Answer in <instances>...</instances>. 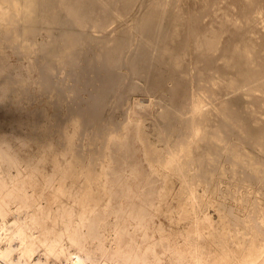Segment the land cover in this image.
I'll list each match as a JSON object with an SVG mask.
<instances>
[{"label": "rangeland", "instance_id": "obj_1", "mask_svg": "<svg viewBox=\"0 0 264 264\" xmlns=\"http://www.w3.org/2000/svg\"><path fill=\"white\" fill-rule=\"evenodd\" d=\"M1 1L2 0H0V12H3V13L0 14V30H1L0 31V69H1L0 70V146H1L0 151L2 150L0 152V172H2V174H4L5 177H8V180L13 179V181H14L13 183H17V188H16L17 195L15 198L14 197L11 198L12 200H11L10 205L12 207L13 206L15 207L17 205L16 207H18L19 201L21 202V200H22V197H21L22 183L18 180L15 181L14 177L18 176V171H20V176H21V174L23 175V174L30 172L34 166L37 167V169L39 168V171H37V174H36V180L34 182H32V186L35 185L34 187L37 189V192L34 194L33 199L35 198L34 200H35L36 204L42 203L44 206L52 208V212H51L49 218H47L46 223H45L46 227H39L38 226V227L32 228L33 230L30 231L31 234L28 233V241L31 243L32 246L35 245V246H33L34 251L32 253L33 254V258H32L33 260L32 261L33 262L36 261L38 257H41L44 255L46 247H45V244L43 242L45 240L47 242H50V240H53L56 238H59V239L61 238L60 240H62L64 245L69 250H71L72 252L75 251L77 249V247L71 242V236L75 235L76 237H81L87 243V245L90 247V249L95 253V255L97 257H99V263L98 264H101L102 260L106 261L109 264H140L143 260L146 259V257L149 258L150 261L153 260V253H152L153 250L147 249L146 244L149 242L151 243L153 241H160V237L162 236V241L155 248V251L161 256V261H158V264H188V263L192 264L189 262V260L187 258L185 259L184 263H180V261L176 260L175 257L180 256V255H184V256L188 255V251H187L186 245L184 243L183 236L186 235V233L189 232V229H192L193 226H194V228H197L198 230L201 231V236H199V238L197 240H198L199 247H201L203 250L204 262H206L205 264H212V263H214V264H232V263L237 264V262L239 264V262L242 263L243 260L242 261H240V260L242 259L244 254H245V256L243 257V259H245L247 254H253L254 253V255H252V256L255 257L256 256V254H255L256 249L259 250V251L256 250L257 256H259L260 254H263V252H264V235H263L264 229L263 228L261 229V227H264V225H263L264 224V216H263L264 215V193H263L264 192V178H263L264 177V171H263L264 167H262V166H264V153H263L264 147H262L261 144L263 143L262 145L264 146V136L262 135V139H261L260 134H264V130H263L264 129V123H263L264 122V111H262V109H264V106H262L264 103V90H263L264 86H262V84H264V81H263L264 80V37H263L264 36V34H263L264 33V0H262V1L261 0H247V2H245L246 0H241V1L240 0H238V1L237 0H235V1H233V0H217L216 1L215 0L214 2H213V0H211L212 1L211 5L212 6L215 5V6L211 7L210 11L208 10L209 8L206 9L208 11L205 10V13L203 11L205 8H203L202 7L203 4H201V3H204V0L203 1H201V0H175V1L174 0H169V1L168 0H134L133 1L132 0L133 1L132 6L129 9V11L124 15L117 16L116 18H113V20H110L112 23L108 22L107 25H110V24L111 25L110 26L106 25L107 29L103 28L102 29L103 31H101V29H99V28L96 29L95 26L93 28L92 22L88 23V26H86L87 28L84 27V28H77L76 29V28H74L75 26L72 27L74 29L73 31H80V32H75V33L86 32V33H83L82 35H84L83 37L86 39V41L89 40L87 43L84 42V43H86V46L83 43H82L83 45L82 44L79 45L80 47L78 46L80 49L78 51L79 53L77 52V57L79 56V58H78L79 66L77 65L78 67H75L74 70H76V71L79 70V72L77 71L76 74H75V71L71 69L70 65L66 64L64 61H63V63H61L62 57H61V60H59L60 59V57H59L60 52L58 50L59 49L61 50V45L63 44L62 40L60 39L62 37V36H60L61 35L60 33H61V30L64 31L63 29L67 25H60V24L56 25V24L50 23L52 25L51 26L49 23L46 24V23H42V21H40V22L34 21L33 22L34 25L31 24L32 30L34 27L33 32H32V30H28L27 34H26V32H24L21 29H17L18 31H13V30L11 31V29H8V28H11V26H13V25H11L12 23L10 24L9 20L7 22V19L4 17V12L7 11L8 7L2 5ZM117 1L118 0H116L115 3L112 2L111 6H115V8H116L117 5L119 4V2L117 4ZM119 1H121V0H119ZM225 1H227V2H225ZM230 1L234 2V3L230 4ZM258 2H259V4H258ZM115 4H117V5H115ZM242 4H243V7H242ZM156 5H158V6H156ZM246 6H247V8H245ZM62 7L65 8V9L63 8L64 11H63ZM150 7L151 8L158 7V8H160V11L162 12V13L161 12L160 13L163 14V12H164L165 14H163V17H162L163 19H161L160 24L157 27L153 28L151 34H152V38L153 37L154 38L152 40H150V42L148 43L149 40L142 33L143 31H142V27H141V21L145 17L147 11L151 10ZM170 7H171L172 11L170 10ZM196 7H197V9H196ZM261 7H262V9H261ZM66 8H67V3L64 5L61 4L59 7L58 6L56 7L60 17L62 16L61 19H63L64 17L66 18V15H65L67 12ZM248 8H249V10L250 9L251 10L250 11L247 10ZM173 9H175V10H173ZM181 9L183 12L181 11ZM185 9H186V11H185ZM1 10H3V11H1ZM60 10H62V12ZM230 11H232V12H230ZM192 12H193V14H192ZM224 13H225V15H224ZM228 13H229V16H228ZM244 13H245V15H244ZM252 13H254V14H252ZM202 14H204V15H202ZM257 14L259 16H256ZM191 15H192V17H191ZM210 15L212 18L210 17ZM217 15L220 17H218ZM2 16L4 17L5 20L2 18ZM17 16L18 15L15 16L16 18L14 17L16 19V24L18 23L19 26L23 25V23H22L23 21L19 17L20 15L18 17ZM174 18H176V19H174ZM197 18L199 19V22H198ZM217 18H219V19H217ZM246 18H248V19H246ZM116 19H118V20H116ZM182 19H184V20H182ZM200 19L203 22H201ZM222 19H223V21H222ZM213 20H214V24L213 23L210 24V22H213ZM215 20H216V22H215ZM255 20L257 23L255 22ZM261 20H263V21H261ZM182 21H184V22L182 23ZM185 21H186V23H185ZM195 21L198 22L200 24V26L198 25V23L196 24ZM233 21H235L236 24L233 23ZM19 22H20V24H19ZM230 22L233 25H231ZM7 23H9V24H7ZM37 23H38V25H37ZM172 23H173V25H172ZM215 23L216 24L219 23V24L216 25ZM226 23H228V25ZM248 23H250V24H248ZM184 24H188V25H184ZM193 24L196 25V29L194 27L195 25H193ZM207 24H209V25H207ZM229 24L231 26H229ZM241 24H243V25H241ZM9 25H11V26H9ZM27 25H29V24H27ZM27 25L25 27H27ZM197 25H198V27H197ZM210 25H212V26L209 27ZM225 25H227V26H225ZM60 26H62V27H60ZM182 26H183V28H185V30H187V32L183 28H180ZM192 26H193V28H192ZM202 26H204V27H202ZM234 26L235 27L238 26V27H236L238 30ZM20 27H22V26H20ZM56 27H58V28H56ZM199 27H201V30H198V29H200ZM61 28H63V29H61ZM204 28L206 29L205 31L212 30V28L214 30H217V28L222 29L221 31L223 33V36L225 35L224 33L226 32V36H225L226 38L225 37L219 38V36H218V41H219V39H221L220 42L223 41L222 39H227L226 42L223 41L222 44H224V42H225V44H227L229 42L228 44L230 45L232 40L235 38L233 40L234 43L232 42V45H230L232 47V49H231V47H229L228 44L227 45L224 44V46H223V47L227 46V49L229 50V48H230L231 51H228L227 49H226L227 51L225 50L226 52L220 51L219 49L215 50L217 48L216 47L215 49L212 50L213 52L211 51L213 55L209 51L210 54L209 53L208 54L210 55L209 56L210 58H209L208 62H204L201 58H198V57H200L199 54L202 53V49H200L199 44L196 43L198 41L197 38H196V42L194 41L195 36L193 37V35H195L196 31L198 30L197 35L199 34L198 36H202L204 33L201 31L202 30L204 31ZM234 28H235V30H234ZM256 28H257V30H255ZM5 29H6V31H5ZM66 29H68V26L66 27ZM136 29H138V31ZM177 29H178V31H177ZM179 29H180V32H179ZM181 29H183L182 30L183 32H181ZM8 30H9V32H11V36H10V33H8ZM223 30L224 31L227 30V31L224 32ZM65 31H67V30H65ZM107 31H110V32H107ZM199 31L201 32V35H200ZM228 31H230V32L232 31L234 33L233 36H232V32H231L230 33L231 35L228 34L231 37H229V36L227 37ZM247 31H249V32H247ZM258 32H260V35L257 34ZM15 33L17 34V37H14V35L16 36ZM106 33H107V35H106ZM186 33L187 34L189 33L190 35H192V37H189L190 35L189 34L187 35ZM12 34H13V36H12ZM235 34L237 35L238 38L234 37V36H236ZM197 35H196V37H198ZM244 35H245V37H244ZM43 36H45V37H43ZM117 36L120 39H124V38H125L124 40L127 39L126 42L128 41L127 42L128 44L125 43V48H124L125 53L123 51V53L121 54V62L122 63L120 62V64H119L120 66L116 65L117 67L115 68V71H114L115 74L118 76L119 83L115 87V90L111 91L112 93H110L109 96L104 94L106 97L107 96L108 97L102 98L103 106H102V103L100 105H101V108H103V107L104 108L102 109V111L100 110L101 112L99 111L101 113V114H98L99 116L101 115L100 118L98 115L94 118L97 121H95L93 119V122L92 123L90 122L91 124L89 123L88 126L85 128H80V127L78 128L77 126L74 127V125H72V124L76 123L75 120H80V117L77 116L78 115L77 112H75L76 111L74 109L75 105L77 106V104L79 103L78 105H81L83 108H86V110H87V106H88L87 103H88V101L89 102L91 101L90 95H96L97 91L99 94L102 93V91L100 92L98 90L99 88L96 85L97 82L99 85V81H96L97 75L100 74L101 76H104L106 74L105 70H103V62H102L103 58L101 59V57H103V53H101L100 50L101 49L103 50V47L104 48L110 47V45L115 43V41L119 39V38L117 39ZM184 36L186 38H188V37L189 38L186 39ZM220 36H222L221 33H220ZM10 37H12V38L14 37L13 40L12 39L10 40ZM49 37H50V39H49ZM51 37L54 40V42H56L55 40H57L56 43L58 45V48L60 47L59 49L56 48V50H54L55 47H57L55 45L53 46V48L49 46V44L52 43ZM112 37L113 38L115 37L114 41L112 40L113 39ZM15 38H17V39H15ZM97 38L98 39L100 38V39L98 40ZM161 38H163V39H161ZM192 38H194V39H192ZM230 38H232V39H230ZM229 39L231 40V42ZM244 39H246V40H244ZM167 40L169 43H167V44L165 43V48H164L163 43H164V41H167ZM236 40L238 42H240L241 44L240 43L236 44V42H237ZM47 41H49V42L51 41V42L46 43ZM103 41L106 42L107 44L104 43ZM172 41L174 43V46H172V44H173ZM192 41H194L195 43L194 42L192 43ZM59 43H60V45H59ZM98 43H100V44H98ZM147 43H148V45H147ZM175 43H177L180 47ZM43 44H45V46L46 45L47 46L45 47ZM95 44H98L100 46V48L98 45H95ZM101 44H103V47ZM166 45H168L167 49H169V47L171 46L169 51L170 52L175 51V53H173V54L176 56V58L179 57L178 58L179 61L182 62L184 60L185 62L179 63V65L177 67H175L176 65H174L171 62L172 59L169 60L170 63L168 62V58L169 57L171 58V56H169L167 58V61H166V59L164 58L165 54H166L165 53L166 51H164V50H166ZM191 45H193V46H191ZM218 45H221V43ZM236 45L237 46L242 45V48H244V47L247 48L249 51L248 54H250V52L252 54V52L254 51L255 53H253L252 56H254V54L258 53L255 55L256 57L254 56L256 59L254 57H251V58H254V60L257 61L258 64H256L255 61H253V59H252V62H254L253 65L256 66V69H258L257 70L258 72H256V73H259L261 75V77L259 76V74H257V76H254L251 78L252 80H250V82L249 81L245 82L243 78L240 79V82L238 81L240 78V75H239L240 71L237 68V65L239 63L234 62L235 59H233L236 57V55H235V52L237 50ZM43 46H44V48H43ZM48 46H49V49L50 48L53 49L52 52H54L55 54L58 53V55L54 54L55 56L51 55L49 53L51 55V59L53 60V62L50 61L53 66H54V63L56 60V64L54 66L56 68V70L51 65L53 69L51 68V71H50L51 77L50 78L53 80L52 84L54 87L57 84H59L56 86V88L58 90L55 88H52V87L47 88L46 85L44 84V81H43V75H41L42 71H43L42 68L44 67L43 64L45 63V65H46L48 63V62H46V60L43 62V59H46V57L50 58V56L48 57V54L46 52V49L48 48ZM143 46L145 48L148 47L147 49H145V52L147 54L144 51H143L144 53L141 51V48ZM177 47H179V48H177ZM254 47H255V49H257V51L254 49ZM42 48L45 52L42 50ZM180 48L182 50L181 52L179 51ZM218 48H220V46H218ZM233 48L236 50H234ZM251 48L254 50L251 51L252 50ZM177 50L181 54L178 53ZM55 51H58V52H55ZM187 51H189V52H187ZM61 52H62V50H61ZM158 52H159V54H158ZM184 52H185V54H184ZM191 52H192V55L190 54ZM220 52H222V53L219 54ZM224 52H225V54H224ZM227 52H231V53L233 52L232 53L233 54L232 62L230 59L231 58L230 55H232V54L228 53V55H226ZM141 53H142V55H141ZM214 53H216V55H214ZM139 54L143 57L141 58V56H139ZM188 54H189V56H187ZM100 55H101V57H99ZM177 55H179V56H177ZM5 56H7V57H5ZM66 56L68 57L69 53L66 54ZM138 56L140 57V59ZM161 56H162V58H161ZM180 56H182V57H180ZM56 57L59 59L57 60ZM136 58H138V59L136 60ZM180 58H183V60ZM191 58H193V60ZM257 58H258V60H257ZM1 59H2V61H1ZM132 59H135L136 65L130 62ZM185 59H187V60H185ZM200 59L203 62H201ZM260 59H262V60H260ZM140 60L143 63L142 62L138 63V61H140ZM145 60L148 63H146ZM57 61L59 64L58 66L61 67V65H62L61 68L57 66ZM186 61H187V63H186ZM189 61L190 62L192 61L191 65H190ZM194 61L195 62L198 61L201 64L203 63V65H201L198 62L195 63ZM236 61L238 62V60H236ZM3 62H4V65H3ZM127 62H129V63H127ZM192 63H193V65H192ZM227 63H229V64H227ZM97 64H99V65H97ZM143 64L145 65L146 70H147V68H148V70L146 71L145 69H143L145 74H142L143 77H141V72L143 71L142 70ZM180 64H183V65H180ZM205 64L208 67H206ZM6 65H8V66H6ZM184 65H186L187 67ZM69 66H70V68H68ZM133 66H134V68H133ZM135 66H137V68ZM183 66H184V68H183ZM19 67H21L22 69ZM87 67H89V68H87ZM95 67L100 72L97 73L96 70L92 69ZM180 67H181V69H180ZM209 67L212 68V71L209 69ZM137 69H140L141 72H139ZM116 70L119 73H117ZM191 70H192V72H191ZM52 71H53V73H51ZM71 71H72V73H70ZM85 71L87 72L86 74H88L89 76L85 75ZM135 71H137L138 74ZM153 71H155V72H153ZM183 71H184V73H183ZM185 71H187V72L185 73ZM80 72L81 73L84 72L86 79H88V80L91 79V81L89 80L91 85L87 86L85 89H84V87H82L83 85H81V83H78V80H76V77H75V75H77V73L80 74ZM223 72L226 75L223 74ZM242 72H243V69H242ZM146 73L148 76H146ZM4 74L5 75L10 74V75H8V76L6 75L7 76L6 77ZM55 74H56V77H55ZM92 74L95 77H93ZM221 74H222V76H221ZM223 75H224V77H223ZM220 76H221V78H220ZM8 77L10 80L8 79ZM255 77H258V78H255ZM143 78H145L146 80ZM167 78H169V79H167ZM222 78L226 79V80H223ZM227 78H228V80H227ZM229 78L231 79V81H233V83L231 81H229ZM156 79H158V80H156ZM257 79H260V81H258ZM3 80H5V81H3ZM152 80L154 81V83ZM94 81H96V82H94ZM226 81H229V82H226ZM224 82H225V85H223ZM9 83H10V85H9ZM94 83H95V85H94ZM250 83H251V85H249ZM247 85H249V86H247ZM58 86L62 89H59ZM94 86L97 87L98 89L97 88L95 89ZM176 86H178V87H176ZM225 86L228 89H226ZM228 86H230V87H228ZM175 87L177 88V90ZM82 89H84V90H82ZM251 89H252L253 93L251 92ZM78 90L80 91V94H79ZM70 91H72V92H70ZM75 91L78 93H76ZM172 91L173 92L175 91V92L173 93ZM245 91H247V92H245ZM63 92H65L66 94ZM74 94L76 96L78 94L79 95H78V97H76ZM182 94H183V96H182ZM251 94H253V95H251ZM256 94H258V95L255 98L256 99L255 100L254 97L256 96ZM59 96H61V97H59ZM259 96L261 98H259ZM68 97H70L72 100ZM164 97H165V99H164ZM166 97H168V98L166 99ZM211 98H214V100H212ZM257 98H259V100ZM86 99L87 100L90 99V100L87 101ZM168 99H171V100L168 101ZM173 99H174V101L175 100H177V101L174 102ZM217 100H219V101H217ZM227 100H228V102H227ZM258 101L259 102L262 101V102L259 103ZM167 102H169V104ZM204 102H206V103H204ZM250 102H251V104H250ZM139 103H143L142 105L144 108H142V109L147 110L145 112L142 109H140L141 113H142V111H143V113H142V115L140 114L139 118H138L139 123H141L140 126H141V130H142L141 131L142 132L141 137L143 136L142 138L138 137L132 129L126 127L128 122H129V116L131 113L130 111L137 108ZM173 103L175 105L177 104L176 108L174 107ZM194 103H195V105H194ZM72 104L74 106H72ZM55 105H57V106H55ZM164 105H165V107H163ZM166 105L168 107H170L171 110ZM170 105L173 106V108ZM197 105H199V107H197ZM221 105H223V106L227 105V107L230 111L233 109L231 112H233L232 114H234L235 117H234V115H229V118L225 120V118H227L228 115H223L222 112L220 113V110H222V108H223V106H221ZM134 106H136V107H134ZM159 106H160V108H159ZM161 106H162V108H161ZM220 106L222 107L221 109H219ZM70 107H72V108L74 107L73 110H71L72 108L70 109ZM145 107H147V108H145ZM157 108H159V110ZM190 108H191V111H190ZM195 108H196V111H194ZM200 108L203 110L201 111ZM156 109H157V111H156ZM162 109L165 111L163 112ZM166 109H168V110H166ZM172 109L174 110L173 112H175V113L172 112L174 116L172 115V113H170V111H172ZM154 110L156 112H154ZM176 110H178V111H176ZM160 111H162L163 113H161ZM193 111H194V114H193ZM199 111H201V113ZM69 112H72L73 114L69 113ZM144 112H145V114H144ZM166 112H168V113H166ZM178 112L179 113L181 112V113L179 114ZM204 112H206L208 114H206ZM236 112H237V116H236ZM176 113H178V115ZM182 113H183V115H182ZM202 113L206 115V116L204 115L205 119H204V117H202L203 116ZM229 114H231V113H229ZM261 114H262V116H260ZM191 115H193L192 116L193 119H192ZM195 115L196 116L199 115V117H197L198 119L197 118L194 119L196 117ZM200 115H202V116H200ZM238 115H239V117H238ZM69 116L70 117L72 116L71 118H74V120H70L71 118ZM183 116H185V117H183ZM259 116L262 120L258 118ZM97 117L99 118V120L97 119ZM178 117H180V119H178ZM206 117H208V119ZM161 118H163L164 120ZM189 118L192 120H190ZM186 119L188 122H185ZM201 119L202 120L207 119V123H206V121H204V122L201 121ZM229 119H230V122H229ZM258 119L261 120L262 122L257 121ZM72 121H74V122L72 123ZM98 121H100V123H98ZM149 121H151V122H149ZM181 121H183V122H181ZM192 121H193V124H192ZM220 121H222L223 123L222 122L220 123ZM96 122H97V124H95ZM224 122H225V124H224ZM227 122H229V123L226 124ZM173 123H175V124L173 125ZM233 123H235L236 125H233ZM98 124L99 125L104 124L103 125L104 127L101 126L99 129L101 132L97 128ZM172 125H173V127H172ZM191 126L192 127L195 126V127L190 128ZM248 126H249V128L247 129ZM107 127H108V129H107ZM258 127H260L261 131L260 130L257 131L259 129ZM74 128H76L75 135H78V134L79 135L74 137V140H73L74 148L72 145L71 146H72L73 150L76 148L75 146H77L78 148H76L75 150H78L81 155L83 154L82 157H84V158H82V159H84V161L80 160V162H78L75 165L76 173L79 171L80 172L82 171L81 173H83V172H85L86 169H88V167L91 168L92 166L93 167L91 169L92 170L95 169L94 172L100 173V172H102L103 167H106V165H107L111 169V171L109 173L111 174L110 176H111L112 181L115 177V184L113 186L108 185L106 187L107 193L105 194V196H104V192H103V194L99 193V195L97 194L98 192H95L91 198L90 197H88V198L83 197V200H86L91 205L99 203L100 211H97L96 214L90 215V214L84 213L82 211L83 206H82L81 199H78V198L73 199V198L69 197L68 190L70 189L69 185L71 186V184H73L72 183L73 181H71L72 177H67L65 179L64 183L66 186L68 185L65 188V190H67L65 192V194H64V192L62 193V191H60V193H58L59 191H55L54 189H51L50 187L49 188L42 187V186L46 185V182H47L46 179H44L45 178L44 173H47V172L51 173L52 170L54 169V166L58 163H60L62 165H67L70 161L71 162H73V160H74V162L76 161L75 160L76 156H77L76 153L73 155V151H69V152L66 151V148L69 146V144L67 143V141H65V136L73 133ZM165 128H170V129H165ZM196 128H198L199 131ZM213 128H215V129H213ZM222 128H226V129H222ZM78 129H79V131H78ZM80 129H81V131H80ZM94 129H96V131H94ZM229 129H230V131H229ZM231 129H232V131H231ZM242 129H244V130H242ZM97 130H98V132H97ZM157 130H159V131H157ZM241 130L244 131V133ZM245 130H246V132H245ZM82 131H83V133H82ZM86 132H87V134H86ZM61 133H62V135H61ZM167 133H169V134H167ZM105 134L107 137L105 136ZM258 134L260 136H258ZM92 135H94V136H92ZM99 135H101V136H99ZM199 136H200V139H199ZM109 137L110 138L111 137L116 138V140L113 141L114 143L112 142L113 144L111 143V145L108 142V140L110 139ZM183 138H184V141H183ZM259 138H260V141H259ZM98 139H100V140H98ZM66 140H67V137H66ZM102 141L103 142L106 141V142L103 143ZM220 145H221V147H220ZM108 146H110V149ZM171 146H173V147H171ZM184 146L185 147L187 146V147L184 148ZM79 147H81V148H79ZM145 147H147V148H145ZM149 147L152 148V150H149V152H148ZM168 147H170V148H168ZM154 148H156L157 150ZM185 149H188L187 150L188 152L185 153ZM74 152H76V151H74ZM242 152H244V153H242ZM101 154H103L105 156H101ZM155 154H157L158 156ZM171 154H174L172 156H175V157L177 155L178 158L176 157V159L179 160L178 162L181 164V166L184 165V166H182V169H181L183 172L181 171L180 173H177V172L167 170V169L163 168L162 165L159 163V160H160L159 158H162V157H163L162 159L168 158L171 156ZM202 154H203V156H202ZM195 156H197V157H195ZM54 157H56V158H54ZM201 157H202V159H200ZM187 158L189 160L192 158L191 159L192 161H188ZM195 159H196V161H195ZM197 159L200 160V162H198ZM210 160L213 163L210 162ZM12 162H14L16 166ZM185 162H187V166H186ZM194 162H195V164H194ZM90 163H92V166ZM236 163H237V165H236ZM82 166H83V168H82ZM111 172H115V173H111ZM11 173H13V174H11ZM176 174H178V175L176 176ZM122 176H125V177L129 176V177H128V179H126V178H123ZM134 176H135V178H134ZM139 176L144 178V181L141 182L139 185H137L135 179H136V177H139ZM184 176H186V177H184ZM189 176H190V178H192V180L191 179L187 180L188 179L187 177H189ZM182 177H184L185 179L183 180ZM16 179H19V178L17 177ZM184 181H185V183H184ZM10 183H12V182H10ZM43 188H45L46 190L43 191L44 194L41 196L40 194L42 193ZM129 188H130V190H129ZM0 189H6V188L0 185ZM28 189H29L30 193H32V191H33L32 188L29 187ZM78 190H80L78 183L74 184L73 185V191H78ZM99 192H102V191L100 190ZM190 192L191 193L194 192V195H196L195 197L197 199L196 200L197 205L195 204V207L196 206L197 207H196L195 211H192V205L190 203L192 198H191ZM122 193H123V195H121ZM61 205H65V207H67L69 210L72 208V211H73V213H71L72 215L69 217L67 215H65L63 217L62 216L63 210L60 211V209H59V212L57 211V209ZM103 208H105V209H103ZM141 208H143V210H141ZM78 212L80 215L78 214ZM191 213H193V215ZM262 213H263V215H262ZM168 214H169V216H168ZM8 216H9L8 220L12 221L13 215H8ZM135 216L137 217V219ZM138 216H140V217H138ZM149 216L152 218H151V221H150L148 227L146 228L145 226H143V224L141 226L140 221L148 222V220H150ZM82 217L84 218V223L79 225V223L82 221ZM206 217L208 219L206 222H203V223L201 222L200 224L194 223V220L196 218H199V219L201 218L200 220H203ZM133 218H134V220H133ZM139 219H140V221H139ZM67 221H72L73 225L76 227V228H73L74 230L72 232L71 231L63 232L64 225ZM239 223H241V224H239ZM259 224H260V226H258ZM190 226H191V228H190ZM159 228H162V232L159 231ZM241 229H243V230H241ZM35 231L36 232L38 231L37 233H39V234H37ZM51 231H53V232H51ZM48 232L50 233V235L53 234L52 237H50ZM35 233H36L37 237H36V235H33ZM145 234H147V239L144 238ZM33 236H34V239H33ZM44 238H46V239H44ZM253 238H255L256 240ZM251 239L254 240L255 242L251 241ZM37 240H40V241H37ZM40 242H41V244H40ZM254 243H255V246H254ZM259 243L261 246L258 245ZM251 246H253V248H255V247H258V248H255L253 251V248ZM38 247H39V249H38ZM249 247H250V249L252 248L250 253H248L250 250ZM102 248H104L103 252H102ZM243 248H245V249H243ZM104 252H105V254H104ZM230 252H232V253L230 254ZM225 253H227V254H225ZM239 253H242L243 255L239 254ZM211 254H213V255H211ZM232 254H234L235 256L234 255L232 256ZM237 254H239V255H237ZM16 255H17V253H16ZM36 255H37V257H36ZM236 255L239 257H237ZM208 257H209V259H208ZM210 257H211V259H210ZM228 257L230 260L228 259ZM232 257H233L234 261L236 260L235 262L232 260ZM215 259H216V261H215ZM220 259H222V260H220ZM213 260H214V262H213ZM46 261L49 262L48 264H51V263H53V264H60V263L65 264L64 263L65 260L63 257L58 258V259H54L52 257L51 258L49 257L48 259H46Z\"/></svg>", "mask_w": 264, "mask_h": 264}, {"label": "bare ground", "instance_id": "obj_2", "mask_svg": "<svg viewBox=\"0 0 264 264\" xmlns=\"http://www.w3.org/2000/svg\"><path fill=\"white\" fill-rule=\"evenodd\" d=\"M115 1L116 0H2L1 1V3H2V5H4V6H7L8 7V9H7V11H5L4 12V17L7 19V22H8V20L10 21V24L11 25H13V26H11V25H9V26H11V28H8V29H11V31L13 30V31H18L17 29H21V30H23L24 32H26V34H27V31L28 30H32L31 28H32V26H31V24H33V22L35 21V22H37V21H42V23H51V24H56V25H67L68 26V29H66V27L63 29V28H61V29H63L64 31H62L61 30V35L60 36H62L60 39L62 40V42H63V44L61 45V50H62V52H61V50L58 48V45H57V40H55L56 42H54V40L52 39V37H51V40H52V43H50L49 41H47L46 43H50L49 44V46L50 47H52L53 48V46L55 45V46H57V47H55V49L54 50H56V48H58L59 50V52H60V54H59V57H60V59L59 58H57V60L59 59V60H61V57H62V61H61V63H63V61L66 63V64H68V65H70L71 66V69L72 70H74V68L75 67H78L79 66V64H78V58H79V56L77 57V52L80 50L79 49V45H81L82 43L86 46V43L89 41H86V39L83 37L84 35H82L83 33H86V32H81V33H75V32H80V31H73L74 29L72 28V27H74V28H84V27H86V26H88V23L89 22H92V24H93V28H94V26L96 27V29L97 28H99V29H101V31H103L102 29L104 28H106L107 26H110V25H107L108 24V22L110 23L111 21L110 20H113V18H116L117 16H120V15H124V14H126L128 11H129V9L131 8V6H132V2L134 1H132V0H121V1H117V4H118V2H119V4L117 5V4H115V5H117V7L115 8V6H111V4H112V2H114L115 3ZM169 1V0H168ZM175 1V0H174ZM201 1H203V0H201ZM215 0H213V2H214ZM217 1V0H216ZM233 1H235V0H233ZM238 1V0H237ZM241 1V0H240ZM239 1V2H240ZM262 1V0H261ZM137 2V1H136ZM225 2H227V1H225ZM245 2H247V0L245 1ZM253 2V1H252ZM67 3V8H66V18L64 17L63 19H61V17H60V15H59V13H58V10L56 9V7L58 6H60L61 4H66ZM231 3H234V2H231L230 1V4ZM60 4V5H59ZM201 4H203L202 5V7L203 8H205L203 11H204V13H205V10L206 9H208L209 11H210V8L211 7H213V6H215V5H211L212 4V1L211 0H204V3H201ZM214 4V3H213ZM226 4V3H225ZM258 4H259V2H258ZM120 5V6H119ZM180 5V4H179ZM200 5V4H199ZM233 5V4H232ZM248 5V4H247ZM66 6V5H65ZM155 6V5H154ZM156 6H158V5H156ZM161 6V5H160ZM250 6V5H249ZM2 7V6H1ZM183 7V6H182ZM191 7V6H190ZM242 7H243V4H242ZM64 7H62V9H63ZM151 8V7H150ZM186 8V7H185ZM215 8V7H214ZM245 8H247V6L245 7ZM251 8V7H250ZM255 8V7H254ZM2 9V8H1ZM5 9V8H4ZM65 9V8H64ZM64 9H63V11H64ZM116 9V10H115ZM193 9V8H192ZM195 9V8H194ZM196 9H197V7H196ZM243 9V8H242ZM261 9H262V7H261ZM10 10V11H9ZM170 10H171V7H170ZM173 10H175V9H173ZM177 10V9H176ZM188 10V9H187ZM208 10H206V11H208ZM212 10V9H211ZM233 10V9H232ZM239 10V9H238ZM245 10V9H244ZM243 10V11H244ZM247 10H249V8L247 9ZM251 10V9H250ZM249 10V11H250ZM1 11H3V10H1ZM61 12H62V10H60ZM59 11V12H60ZM172 11V10H171ZM170 11V12H171ZM181 11H182V9H181ZM185 11H186V9H185ZM198 11V10H197ZM221 11V10H220ZM229 11V10H228ZM240 11V10H239ZM254 11V10H253ZM12 12V13H11ZM161 11H160V8H158V7H156V8H151V10H149V11H147V13H146V15H145V17L143 18V20L141 21V27H142V33L147 37V39L149 40L148 41V43L150 42V40H152L153 38H152V30H153V28L154 27H157L159 24H160V21H161V19H163L162 17H163V14H165L164 12H163V14H161L160 13ZM178 12V11H177ZM183 12V11H182ZM195 12V11H194ZM200 12V11H199ZM198 12V13H199ZM214 12V11H213ZM230 12H232V11H230ZM241 12V11H240ZM245 12V11H244ZM3 12H0V14H2ZM114 13V14H113ZM197 13V12H196ZM203 13V12H202ZM234 13V12H233ZM258 13V12H257ZM134 14V13H133ZM177 14V13H176ZM179 14V13H178ZM191 14V13H190ZM192 14H193V12H192ZM195 14V13H194ZM213 14V13H212ZM232 14V13H231ZM242 14V13H241ZM249 14V13H248ZM247 14V15H248ZM252 14H254V13H252ZM261 14V13H260ZM16 15H20L19 17L22 19V23H23V25H20V26H22V27H20L19 25H18V23L16 24ZM64 15V16H65ZM181 15V14H180ZM202 15H204V14H202ZM219 15V14H218ZM217 15V16H218ZM222 15V14H221ZM224 15H225V13H224ZM235 15V14H234ZM244 15H245V13H244ZM17 16V17H18ZM195 16V15H194ZM208 16V15H207ZM206 16V17H207ZM228 16H229V13H228ZM251 16V15H250ZM253 16V15H252ZM256 16H259L258 14L256 15ZM4 17L2 16V18L4 19ZM15 17V18H14ZM122 17V16H121ZM170 17V16H169ZM181 17V16H180ZM179 17V18H180ZM183 17V16H182ZM191 17H192V15H191ZM200 17V16H199ZM204 17V16H203ZM210 17H211V15H210ZM218 17H220V16H218ZM249 17V16H248ZM255 17V16H254ZM19 18V19H20ZM125 18V17H124ZM178 18V17H177ZM184 18V17H183ZM194 18V17H193ZM201 18V17H200ZM205 18V17H204ZM212 18V17H211ZM223 18V17H222ZM237 18V17H236ZM119 19V18H118ZM118 19H116V20H118ZM174 19H176V18H174ZM186 19V18H185ZM190 19V18H189ZM198 19V18H197ZM196 19V20H197ZM206 19V18H205ZM209 19V18H208ZM207 19V20H208ZM217 19H219V18H217ZM233 19V18H232ZM239 19V18H238ZM246 19H248V18H246ZM5 20V19H4ZM169 20V19H168ZM167 20V21H168ZM182 20H184V19H182ZM187 20V19H186ZM201 20V19H200ZM206 20V21H207ZM229 20V19H228ZM257 20V19H256ZM256 20H255V22H256ZM19 21V20H18ZM17 21V22H18ZM170 21V20H169ZM191 21V20H190ZM218 21V20H217ZM222 21H223V19H222ZM231 21V20H230ZM239 21V20H238ZM249 21V20H248ZM254 21V20H253ZM259 21V20H258ZM261 21H263V20H261ZM21 22V21H20ZM20 22H19V24H20ZM121 22V21H120ZM184 21H182V23H183ZM189 22V21H188ZM198 22H199V19H198ZM198 22H196L195 21V23L197 24ZM201 22H203L202 20H201ZM208 22V21H207ZM215 22H216V20H215ZM225 22V21H224ZM241 22V21H240ZM250 22V21H249ZM252 22V21H251ZM112 23V22H111ZM169 23V22H168ZM177 23V22H176ZM181 23V24H182ZM185 23H186V21H185ZM211 23H213L214 24V20H213V22H210V24ZM220 23V22H219ZM218 23V24H219ZM233 23H235L236 24V22L235 21H233ZM257 23V22H256ZM5 24V23H4ZM7 24H9V23H7ZM27 24H29V25H27V27H25ZM50 24V25H51ZM91 24V25H92ZM179 24V23H178ZM216 24V23H215ZM218 24H216V25H218ZM227 25H228V23H226ZM230 24H231V22H230ZM229 24V26H231V25H233V24H231L230 25ZM248 24H250V23H248ZM34 25V24H33ZM37 25H38V23H37ZM107 25V26H106ZM121 25V24H120ZM172 25H173V23H172ZM180 25V24H179ZM184 25H188V24H184ZM193 25H195V24H193ZM198 25L200 26V24L198 23ZM198 25H197V27H198ZM202 25V24H201ZM204 25V24H203ZM207 25H209V24H207ZM227 25H225V26H227ZM241 25H243V24H241ZM263 25V24H262ZM8 26V25H7ZM52 26V25H51ZM115 26V25H114ZM113 26V27H114ZM191 26V25H190ZM212 25H210L209 27H211ZM221 26V25H220ZM228 26V27H229ZM252 26V25H251ZM60 27H62V26H60ZM116 27V26H115ZM170 27V26H169ZM195 27V29H196V25L194 26ZM202 27H204V26H202ZM208 27V26H207ZM206 27V28H207ZM235 27V26H234ZM236 27H238V26H236ZM235 27V28H236ZM254 27V26H253ZM262 27V26H261ZM56 28H58V27H56ZM87 28V27H86ZM89 28V27H88ZM140 28V27H139ZM180 28H183V26L182 27H180ZM192 28H193V26H192ZM200 29H198V30H201V27H199ZM227 28V27H226ZM225 28V29H226ZM230 28V27H229ZM233 28V27H232ZM231 28V29H232ZM235 28H234V30H235ZM241 28V27H240ZM246 28V27H245ZM260 28V27H259ZM48 29V28H47ZM54 29V28H53ZM107 29V28H106ZM172 29V28H171ZM175 29V28H174ZM173 29V30H174ZM184 30H185V28H183ZM183 29H181V32H183L182 30ZM208 29V28H207ZM210 29V28H209ZM230 29V30H231ZM237 29V28H236ZM243 29V28H242ZM247 29V28H246ZM33 30H34V27H33ZM33 30H32V32H33ZM43 30V29H42ZM51 30V29H50ZM65 30H67V31H65ZM81 30V29H80ZM131 30V29H130ZM137 31H138V29H136ZM197 30V31H198ZM206 29L204 28V31H205ZM222 29H219V28H217V30H214L213 28H212V30H209V31H201V32H203L204 34L202 35V36H198L197 35V31H196V33H195V35H193V37L195 36V42H196V38H197V42L196 43H198L199 44V47H200V49H202V53L201 54H199L200 55V57H198V58H201L204 62H208V60H209V54H210V52L213 50V49H215L216 47V49L215 50H217V49H219L220 51H225L226 49H227V46H225V47H223L224 46V44H225V42H226V40L227 39H222L223 41H225L224 42V44H222V42L223 41H221L220 42V40L221 39H219V41H218V36H219V38L220 37H225L226 36V32L225 31H227V30H223L225 33V35L223 36V33H222V31H221ZM238 30V29H237ZM244 30V29H243ZM255 30H257V28L255 29ZM1 31V30H0ZM5 31H6V29H5ZM59 31V30H58ZM84 31V30H83ZM123 31V30H122ZM177 31H178V29H177ZM186 32H187V30H185ZM184 31V32H185ZM194 31V30H193ZM192 31V32H193ZM221 31V32H220ZM240 31V30H239ZM250 31V30H249ZM249 31H247V32H249ZM21 32V31H20ZM40 32V31H39ZM92 32V31H91ZM107 32H110V31H107ZM179 32H180V29H179ZM195 32V31H194ZM200 32V31H199ZM198 32V33H199ZM201 32H200V35H201ZM232 32V31H231ZM230 31H228V33H227V37L229 36L228 34H230L231 33ZM235 32V31H234ZM257 32V31H256ZM6 33V32H5ZM8 33H10V36H11V32H9V30H8ZM7 33V34H8ZM13 33V32H12ZM17 33V32H16ZM15 33V34H16ZM23 33V32H22ZM29 33V32H28ZM90 33V32H89ZM97 33V32H96ZM154 33V32H153ZM190 33V32H189ZM188 33V34H189ZM220 33L222 34V36H220ZM237 33V32H236ZM240 33V32H239ZM243 33V32H242ZM246 33V32H245ZM14 34V33H13ZM13 34H12V36H13ZM24 34V33H23ZM52 34V33H51ZM176 34V33H175ZM183 34V33H182ZM185 34V33H184ZM187 34V33H186ZM187 34V35H188ZM193 34V33H192ZM233 32H232V36H233ZM238 34V33H237ZM241 34V33H240ZM257 34H259L260 35V32H258ZM264 34V33H263ZM25 35V34H24ZM106 35H107V33H106ZM160 35V34H159ZM181 35V34H180ZM190 35V34H189ZM196 35L199 37H196ZM231 35V34H230ZM236 35V34H235ZM250 35V34H249ZM5 36V35H4ZM8 36V35H7ZM51 36V35H50ZM54 36V35H53ZM87 36V35H86ZM104 36V35H103ZM178 36V35H177ZM14 37H17V34H16V36L14 35ZM13 37V38H14ZM43 37H45V36H43ZM56 37V36H55ZM88 37V36H87ZM86 37V38H87ZM94 37V36H93ZM105 37V36H104ZM108 37V36H107ZM124 37V36H123ZM185 37V36H184ZM189 37H192V35H190ZM188 37V38H189ZM229 37H231V36H229ZM234 37H237V35L236 36H234ZM240 37V36H239ZM244 37H245V35H244ZM247 37V36H246ZM262 37V36H261ZM264 37V36H263ZM13 38L12 37H10V40L12 39L13 40ZM113 38V37H112ZM115 38V37H114ZM114 38L112 39L113 41H114ZM119 37L117 36V39H118ZM186 38V37H185ZM188 38H186V39H188ZM226 38V37H225ZM233 38V37H232ZM232 38H230V39H232ZM238 38V37H237ZM15 39H17V38H15ZM49 39H50V37H49ZM58 39V38H57ZM90 39V38H89ZM94 39V38H93ZM98 39V38H97ZM100 39V38H99ZM98 39V40H99ZM104 39V38H103ZM125 39V38H124ZM124 39H118V40H116L115 41V43H113L112 45H110V47H107V48H104L103 47V44H101L102 45V47H103V50L101 51L100 50V52L101 53H103V57H101V55L99 56V57H101V59H102V62H103V70H105V72H106V74L104 75V76H101L100 74L99 75H97V78H96V81H99V85H98V82H97V86H98V88L97 87H95V89L97 88L100 92L102 91V93L101 94H99L98 93V91H97V93H96V95H90V99H91V101L89 102L88 100H90V99H86L87 101H88V103H87V110H86V108H83L81 105H78L77 104V106L75 105V112H77V116L78 117H80V120H75L76 121V123L75 124H72V125H74V127H80V128H85V127H87L88 126V124L91 122H93V119L98 115V114H101L100 112L102 111V109L104 108H101V103H102V106H103V101H102V98H107L109 95H110V93H112L111 91H114L115 90V87L118 85V83H119V80H118V76L115 74V68L117 67L116 65H118V66H120L119 64H120V62H121V54L123 53V51L125 50L124 48H125V43H127L126 42V40H124ZM161 39H163V38H161ZM192 39H194V38H192ZM229 39V40H230ZM235 39V38H234ZM233 39V40H234ZM255 39V38H254ZM102 40V39H101ZM105 40V39H104ZM111 40V39H110ZM143 40V39H142ZM166 40V39H165ZM228 40V41H229ZM233 40H232V42H233ZM240 40V39H239ZM244 40H246V39H244ZM92 41V40H91ZM106 41V40H105ZM109 41V40H108ZM145 41V40H144ZM147 41V40H146ZM194 41H192V43L194 42ZM237 41V40H236ZM259 41V40H258ZM61 42V41H60ZM84 42H86V43H84ZM104 42V41H103ZM153 42V41H152ZM160 42V41H159ZM171 42V41H170ZM194 42V43H195ZM221 43V45H218V44H220ZM230 42H231V40H230ZM232 42H231V44L230 45H232ZM260 42V41H259ZM104 43H106V42H104ZM141 43V42H140ZM148 43H147V45H148ZM165 43L167 44V43H169L168 42V40L167 41H164V48H165ZM172 43H173V41H172ZM229 43V42H228ZM227 43V44H228ZM234 43V42H233ZM237 43H240V42H236V44ZM28 44V43H27ZM42 44V43H41ZM82 44V45H83ZM98 44H100V43H98ZM98 44H95V45H98ZM107 44V43H106ZM111 44V43H110ZM128 44V43H127ZM143 44V43H142ZM151 44V43H150ZM157 44V43H156ZM161 44V43H160ZM175 44H177V43H175ZM227 44H225V45H227ZM241 44V43H240ZM247 44V43H246ZM251 44V43H250ZM258 44V43H257ZM26 45V44H25ZM44 46H45V44H43ZM59 45H60V43H59ZM169 45V44H168ZM168 45H166V50H164V51H166L165 53V59H166V61H167V58L169 57V56H171V58L169 59L168 58V62H169V60H171V62L174 64V65H176L175 67H177L178 65H179V63H182V62H185L184 60H183V58H180V59H182L183 61L181 62V61H179L178 60V58L179 57H177L176 58V56L173 54V53H175V51L174 52H170L169 51V49H170V47H169V49H167L168 47ZM178 45V44H177ZM229 45V44H228ZM229 45V47H231ZM234 45V44H233ZM253 45V44H252ZM261 45V44H260ZM44 46H43V48H44ZM47 46V45H46ZM45 46V47H46ZM49 46H48V48L46 49V52H47V54H48V57L50 56V58H47L46 57V59H43V62L46 60V62H48L46 65H45V63L43 64V68H42V74L41 75H43V81H44V84L46 85V87L48 88V87H52V88H55V89H57L56 88V86L57 85H59V84H57L55 87L53 86V84H52V79L50 78L51 77V75H50V71H51V68H52V63L51 62H53V60L51 59V55H54L55 53L54 52H52V50L53 49H49ZM79 46V47H78ZM99 46V45H98ZM107 46V45H106ZM109 46V45H108ZM146 46V45H145ZM161 46V45H160ZM172 46H174V43L172 44ZM179 46V45H178ZM190 46V45H189ZM188 46V47H189ZM191 46H193V45H191ZM218 46H220V48H218ZM237 46V45H236ZM247 46V45H246ZM256 46V45H255ZM26 47V46H25ZM101 47V48H102ZM135 47V46H134ZM180 47V46H179ZM179 47H177V48H179ZM252 47V46H251ZM257 47V46H256ZM28 48V47H27ZM37 48V47H36ZM43 48H42V50H43ZM99 48H100V46H99ZM148 48V47H147ZM147 48H145L144 46L141 48V51L143 52H145V49H147ZM161 48V47H160ZM173 48V47H172ZM176 48V49H177ZM192 48V47H191ZM197 48V47H196ZM250 48V47H249ZM258 48V47H257ZM19 49V48H18ZM88 49V48H87ZM86 49V50H87ZM90 49V48H89ZM128 49V48H127ZM140 49V48H139ZM138 49V50H139ZM183 49V48H182ZM189 49V48H188ZM194 49V48H193ZM231 49H232V47H231ZM234 49V48H233ZM252 49V48H251ZM254 49H255V47H254ZM254 49H252L251 51H253ZM32 50V49H31ZM133 50V49H132ZM172 50V49H171ZM179 50V49H178ZM177 50V52L178 53H180L182 50H181V48H180V52ZM186 50V49H185ZM218 50V51H219ZM228 50V49H227ZM226 50V51H227ZM234 50H236V49H234ZM233 50V51H234ZM240 50V51H239ZM246 50V51H245ZM256 51H257V49H255ZM35 51V50H34ZM44 51V50H43ZM58 51H55V52H58ZM192 51V50H191ZM210 51V52H209ZM225 51V52H226ZM228 51H231L230 50V48H229V50ZM263 51V50H262ZM45 52V51H44ZM83 52V51H82ZM143 52V53H144ZM149 52V51H148ZM186 52V51H185ZM185 52H184V54H185ZM187 52H189V51H187ZM213 52V51H212ZM212 52H211V54H212ZM216 52V51H215ZM225 52H224V54H225ZM235 52V51H234ZM248 49L247 48H242V45H240V46H237V50H236V52H235V55H236V57L235 58H233V52L231 53V52H227V54L226 55H228V53H230V54H232V55H230L231 56V62H232V60L233 59H235L234 60V62H236V63H239L238 65H237V68L239 69V75H240V78H239V82H240V79L241 78H243L244 79V81L245 82H247V81H249L250 82V80H252L251 78L252 77H254V76H257V74H259V73H256V72H258L257 70L258 69H256V66H254L253 65V63L254 62H252V59H253V61H255V63L256 64H258L257 63V61L256 60H254V58L256 57L255 55L256 54H258V53H256V54H254V56H252V54L253 53H255L254 51L252 52V54H251V52H250V54H248ZM25 53V52H24ZM29 53V52H28ZM51 55H50V54ZM69 53V56L67 57L66 56V54H68ZM79 53V52H78ZM100 53V54H101ZM124 53H125V51H124ZM146 53V52H145ZM164 53V52H163ZM209 53V54H208ZM218 53V52H217ZM222 52H220L219 54H221ZM5 54V53H4ZM44 54V53H43ZM129 54V53H128ZM147 54V53H146ZM158 54H159V52H158ZM181 54V53H180ZM191 55H192V52L190 53ZM46 55V54H45ZM44 55V56H45ZM55 55H58V53H56ZM54 55V56H55ZM98 55V54H97ZM141 55H142V53H141ZM140 54H139V56H141ZM145 55V54H144ZM157 55V54H156ZM161 55V54H160ZM213 55V54H212ZM211 55V56H212ZM214 55H216V53H214ZM42 56V55H41ZM47 56V55H46ZM138 56V57H139ZM153 56V55H152ZM177 56H179V55H177ZM183 56V55H182ZM182 56H180V57H182ZM187 56H189V54L187 55ZM186 56V57H187ZM229 56V57H230ZM258 56V55H257ZM263 56V55H262ZM5 57H7V56H5ZM24 57V56H23ZM53 57V56H52ZM98 57V56H97ZM143 56H141V58H142ZM191 57V56H190ZM251 57H254V58H251ZM147 58V57H146ZM161 58H162V56H161ZM163 58V59H164ZM189 58V57H188ZM228 58V57H227ZM233 58V59H232ZM39 59V58H38ZM98 59V58H97ZM100 59V58H99ZM138 58H136V60H137ZM139 59H140V57H139ZM158 59V58H157ZM164 59V60H165ZM192 60H193V58H191ZM197 59V58H196ZM200 59V60H201ZM221 59V58H220ZM229 59V58H228ZM256 59V58H255ZM30 60V59H29ZM89 60V59H88ZM147 60V59H146ZM146 60H145V62H146ZM185 60H187V59H185ZM195 60V59H194ZM201 60V62H203ZM236 60H238V62L236 61ZM257 60H258V58H257ZM260 60H262V59H260ZM1 61H2V59H1ZM37 61V60H36ZM51 61V62H50ZM50 62V63H49ZM60 62V61H59ZM95 62V61H94ZM97 62V61H96ZM131 63H133V64H135L136 65V62H135V59H132L131 61H130ZM140 62H142L141 60L140 61H138V63H140ZM144 62V63H145ZM190 62V61H189ZM192 62V61H191ZM191 62H190V65H191ZM195 62V61H194ZM198 62V61H197ZM197 62H195V63H197ZM233 62V63H234ZM122 63V62H121ZM127 63H129V62H127ZM143 63V62H142ZM146 63H148V62H146ZM162 63V62H161ZM170 63V62H169ZM186 63H187V61H186ZM198 63H200V62H198ZM40 64V63H39ZM55 64H56V60H55V63H54V66H55ZM201 64V63H200ZM227 64H229V63H227ZM3 65H4V62H3ZM9 65V64H8ZM8 65H6V66H8ZM52 65V66H51ZM59 64H58V61H57V66H58ZM65 65V64H64ZM67 65V66H68ZM78 65V66H77ZM89 65V64H88ZM96 65V64H95ZM97 65H99V64H97ZM138 65V64H137ZM164 65V64H163ZM162 65V66H163ZM180 65H183V64H180ZM192 65H193V63H192ZM196 65V64H195ZM199 65V64H198ZM201 65H203V63L201 64ZM200 65V66H201ZM206 65V64H205ZM204 65V66H205ZM236 65V64H235ZM13 66V65H12ZM22 66V65H21ZM53 66V67H54ZM70 66L68 67V68H70ZM158 66V65H157ZM184 66H186V65H184ZM184 66H183V68H184ZM228 66V65H227ZM28 67V66H27ZM58 67H60V66H58ZM57 67V68H58ZM61 67H62V65H61ZM60 67V68H61ZM99 67V66H98ZM136 68H137V66H135ZM140 67V66H139ZM187 67V66H186ZM197 67V66H196ZM206 67H208L207 65H206ZM205 67V68H206ZM233 67V66H232ZM236 67V66H235ZM6 68V67H5ZM19 68H21V67H19ZM55 68V67H54ZM87 68H89V67H87ZM86 68V69H87ZM133 68H134V66H133ZM141 68V67H140ZM261 68V67H260ZM22 69V68H21ZM53 69V68H52ZM77 69V68H76ZM82 69V68H81ZM93 70H96L97 71V73L98 72H100L98 69H96V67L95 68H92ZM143 69H145L146 70V68H145V65L143 64V67H142V70ZM180 69H181V67H180ZM192 69V68H191ZM208 69V68H207ZM209 69L212 71V68H210L209 67ZM233 69V68H232ZM242 69H243V72H242ZM1 70V69H0ZM16 70V69H15ZM55 70H56V68H55ZM58 70V69H57ZM60 70V69H59ZM88 70V69H87ZM139 72H141L140 71V69H137ZM147 70H148V68H147ZM146 70V71H147ZM218 70V69H217ZM216 70V71H217ZM54 71V70H53ZM53 71L51 72V73H53ZM75 71V74H76V72L78 71L79 72V70H74ZM117 71V70H116ZM167 71V70H166ZM227 71V70H226ZM233 71V70H232ZM40 72V71H39ZM135 72H137V71H135ZM153 72H155V71H153ZM179 72V71H178ZM187 71H185V73H186ZM191 72H192V70H191ZM9 73V72H8ZM11 73V72H10ZM31 73V72H30ZM70 73H72V71L70 72ZM87 72L85 71V75H88V74H86ZM117 73H119L118 71H117ZM150 73V72H149ZM172 73V72H171ZM183 73H184V71H183ZM212 73V72H211ZM38 74V73H37ZM74 74V73H73ZM79 73H77V75H75V77H76V80H78V83H81V85H83L82 87H84V89L87 87V86H89V85H91L90 84V81H91V79H86V76L84 75V72H80V74L78 75ZM90 74V73H89ZM103 74V73H102ZM137 74H138V72H137ZM142 74H145L144 73V70L141 72V77H143V75ZM155 74V73H154ZM163 74V73H162ZM205 74V73H204ZM223 74H225L224 72H223ZM5 75V74H4ZM7 75V74H6ZM5 75V76H6ZM8 75H10V74H8ZM7 75V76H8ZM12 75V74H11ZM22 75V74H21ZM28 75V74H27ZM93 75V74H92ZM161 75V74H160ZM169 75V74H168ZM226 75V74H225ZM2 76V75H1ZM4 76V77H5ZM6 76V77H7ZM30 76V75H29ZM71 76V75H70ZM89 76V75H88ZM91 76V75H90ZM146 76H148L147 75V73H146ZM202 76V75H201ZM221 76H222V74H221ZM221 76H220V78H221ZM259 76L261 77V75L259 74ZM23 77V76H22ZM55 77H56V74H55ZM74 77V76H73ZM93 77H95L94 75H93ZM145 77V76H144ZM154 77V76H153ZM171 77V76H170ZM173 77V76H172ZM223 77H224V75H223ZM236 77V76H235ZM239 77V76H238ZM54 78V77H53ZM120 78V77H119ZM122 78V77H121ZM139 78V77H138ZM146 78V77H145ZM145 78H143V79H145ZM148 78V77H147ZM150 78V77H149ZM155 78V77H154ZM162 78V77H161ZM176 78V77H175ZM255 78H258V77H255ZM2 79V78H1ZM8 79H9V77H8ZM17 79V78H16ZM25 79V78H24ZM73 79V78H72ZM140 79V78H139ZM167 79H169V78H167ZM223 79V78H222ZM221 79V80H222ZM242 79V80H243ZM10 80V79H9ZM27 80V79H26ZM75 80V81H76ZM146 80V79H145ZM156 80H158V79H156ZM160 80V79H159ZM172 80V79H171ZM175 80V79H174ZM191 80V79H190ZM223 80H226V79H223ZM227 80H228V78H227ZM258 81H260V79H257ZM256 80V81H257ZM3 81H5V80H3ZM7 81V80H6ZM18 81V80H17ZM59 81V80H58ZM96 81H94V82H96ZM148 81V80H147ZM153 81V80H152ZM165 81V80H164ZM189 81V80H188ZM193 81V80H192ZM207 81V80H206ZM229 81H231V79L229 78ZM229 81H226V82H229ZM243 81V82H244ZM255 81V82H256ZM264 81V80H263ZM57 82V81H56ZM162 82V81H161ZM191 82V81H190ZM189 82V83H190ZM223 82V81H222ZM232 83H233V81H231ZM244 82V83H245ZM262 82V81H261ZM3 83V82H2ZM37 83V82H36ZM54 83V82H53ZM153 83H154V81H153ZM157 83V82H156ZM164 83V82H163ZM179 83V82H178ZM177 83V84H178ZM231 83V84H232ZM8 84V83H7ZM12 84V83H11ZM161 84V83H160ZM176 84V83H175ZM187 84V83H186ZM216 84V83H215ZM235 84V83H234ZM233 84V85H234ZM255 84V83H254ZM9 85H10V83H9ZM16 85V84H15ZM21 85V84H20ZM65 85V84H64ZM94 85H95V83H94ZM123 85V84H122ZM194 85V84H193ZM192 85V86H193ZM223 85H225V82H224V84ZM246 85V84H245ZM249 85H251V83L249 84ZM249 85H247V86H249ZM260 85V84H259ZM24 86V85H23ZM128 86V85H127ZM136 86V85H135ZM188 86V85H187ZM262 86H264V84H262ZM9 87V86H8ZM59 87V86H58ZM70 87V86H69ZM77 87V86H76ZM143 87V86H142ZM166 87V86H165ZM176 87H178V86H176ZM175 87V88H176ZM195 87V86H194ZM201 87V86H200ZM219 87V86H218ZM228 87H230V86H228ZM238 87V86H237ZM45 88V87H44ZM46 88V89H47ZM66 88V87H65ZM151 88V87H150ZM158 88V87H157ZM225 88H226V86H225ZM224 88V89H225ZM240 88V87H239ZM238 88V89H239ZM8 89V88H7ZM59 89H62V88H60L59 87ZM84 89H82V90H84ZM126 89V88H125ZM192 89V88H191ZM197 89V88H196ZM226 89H228V88H226ZM236 89V88H235ZM234 89V90H235ZM241 89V88H240ZM10 90V89H9ZM52 90V89H51ZM58 90V89H57ZM80 90V89H79ZM78 90V92H79V94H80V91ZM142 90V89H141ZM176 90H177V88H176ZM208 90V89H207ZM233 90V89H232ZM250 90V89H249ZM248 90V91H249ZM264 90V89H263ZM17 91V90H16ZM122 91V90H121ZM169 91V90H168ZM221 91V90H220ZM237 91V90H236ZM47 92V91H46ZM55 92V91H54ZM68 92V91H67ZM70 92H72V91H70ZM69 92V93H70ZM76 92V91H75ZM78 92H76V93H78ZM92 92V91H91ZM95 92V91H94ZM118 92V91H117ZM173 92V91H172ZM175 92V91H174ZM173 92V93H174ZM179 92V91H178ZM181 92V91H180ZM184 92V91H183ZM226 92V91H225ZM245 92H247V91H245ZM251 92H252V89H251ZM250 92V93H251ZM256 92V91H255ZM11 93V92H10ZM63 93H65V92H63ZM146 93V92H145ZM157 93V92H156ZM182 93V92H181ZM185 93V92H184ZM192 93V92H191ZM196 93V92H195ZM211 93V92H210ZM218 93V92H217ZM253 93V92H252ZM262 93V92H261ZM46 94V93H45ZM54 94V93H53ZM66 94V93H65ZM64 94V95H65ZM78 94V95H79ZM91 94V93H90ZM108 95L107 97L105 96V95ZM152 94V93H151ZM220 94V93H219ZM243 94V93H242ZM247 94V93H246ZM255 94V93H254ZM56 95V94H55ZM75 95V94H74ZM78 95L76 96V97H78ZM113 95V94H112ZM122 95V94H121ZM195 95V94H194ZM209 95V94H208ZM251 95H253V94H251ZM257 95L258 94H256V96L254 97V99L257 97ZM19 96V95H18ZM30 96V95H29ZM66 96V95H65ZM182 96H183V94H182ZM199 96V95H198ZM244 96V95H243ZM249 96V95H248ZM8 97V96H7ZM23 97V96H22ZM59 97H61V96H59ZM73 97V96H72ZM128 97V96H127ZM174 97V96H173ZM178 97V96H177ZM176 97V98H177ZM191 97V96H190ZM195 97V96H194ZM204 97V96H203ZM209 97V96H208ZM14 98V97H13ZM65 98V97H64ZM68 98H70V97H68ZM156 98V97H155ZM168 97H166V99H167ZM180 98V97H179ZM187 98V97H186ZM207 98V97H206ZM246 98V97H245ZM259 98H261L260 96H259ZM259 98H257L258 100H259ZM71 99V98H70ZM75 99V98H74ZM82 99V98H81ZM164 99H165V97H164ZM163 99V100H164ZM212 100H214V98H211ZM17 100V99H16ZM72 100V99H71ZM104 100V99H103ZM108 100V99H107ZM115 100V99H114ZM169 100H171V99H168V101ZM181 100V99H180ZM188 100V99H187ZM193 100V99H192ZM256 100V99H255ZM54 101V100H53ZM70 101V100H69ZM77 101V100H76ZM105 101V100H104ZM110 101V100H109ZM161 101V100H160ZM173 101H174V99H173ZM175 101H177V100H175ZM174 101V102H175ZM184 101V100H183ZM196 101V100H195ZM205 101V100H204ZM211 101V100H210ZM217 101H219V100H217ZM246 101V100H245ZM263 101V100H262ZM262 101H260V102H262ZM137 102V101H136ZM135 102V103H136ZM140 102V101H139ZM180 102V101H179ZM194 102V101H193ZM212 102V101H211ZM221 102V101H220ZM223 102V101H222ZM227 102H228V100H227ZM255 102V101H254ZM259 102V101H258ZM259 102V103H260ZM20 103V102H19ZM57 103V102H56ZM118 103V102H117ZM138 103V102H137ZM165 103V102H164ZM168 104H169V102H167ZM199 103V102H198ZM197 103V104H198ZM204 103H206V102H204ZM203 103V104H204ZM226 103V102H225ZM257 103V102H256ZM82 104V103H81ZM143 103H139L138 104V107L137 108H135V109H133L132 111H130L131 113H130V116H129V122H128V124H127V126L126 127H128V128H130V129H132L133 131H134V133L138 136V137H140V138H142L141 137V126H140V124L141 123H139V121H138V118H139V115L141 114L142 115V113H143V111H147V110H144V109H142V108H144L143 107V105H142ZM167 104V105H168ZM174 104V103H173ZM172 104V105H173ZM184 104V103H183ZM189 104V103H188ZM187 104V105H188ZM192 104V103H191ZM190 104V105H191ZM201 104V103H200ZM211 104V103H210ZM222 104V103H221ZM250 104H251V102H250ZM253 104V103H252ZM105 105V104H104ZM152 105V104H151ZM166 105V106H167ZM177 105V104H176ZM176 105L174 104V107L176 108ZM185 105V104H184ZM194 105H195V103H194ZM202 105V104H201ZM233 105V104H232ZM55 106H57V105H55ZM68 106V105H67ZM72 106H74L73 104H72ZM171 106V105H170ZM189 106V105H188ZM204 106V105H203ZM221 106H223V105H221ZM220 106V108L219 109H221L222 107ZM262 106H264V103H263V105ZM134 107H136V106H134ZM150 107V106H149ZM148 107V108H149ZM163 107H165V105L163 106ZM168 107V106H167ZM166 107V108H167ZM172 108H173V106H171ZM183 107V106H182ZM187 107V106H186ZM190 107V106H189ZM194 107V106H193ZM197 107H199V105H197ZM196 107V108H197ZM232 107V106H231ZM250 107V106H249ZM72 107H70V109H71ZM73 108L71 109V110H73ZM101 108V109H100ZM145 108H147V107H145ZM153 108V107H152ZM159 108H160V106H159ZM159 108H157L158 110H159ZM161 108H162V106H161ZM169 109H170V107H168ZM181 108V107H180ZM188 108V107H187ZM196 108H195V110L194 111H196ZM202 108V107H201ZM200 108V109H201ZM110 109V108H109ZM140 109H142L143 111H142V113H141V111H140ZM157 109H156V111H157ZM194 109V108H193ZM210 109V108H209ZM257 109V108H256ZM44 110V109H43ZM101 110V111H100ZM111 110V109H110ZM166 110H168V109H166ZM171 110V109H170ZM169 110V111H170ZM184 110V109H183ZM187 110V109H186ZM189 110V109H188ZM203 109H201V111H202ZM233 110V109H232ZM231 110V111H232ZM248 110V109H247ZM58 111V110H57ZM60 111V110H59ZM100 111V112H99ZM155 110H154V112H156ZM162 111L164 112L165 110H163L162 109ZM162 111H160L161 113H163ZM168 111V112H169ZM174 110L172 109V111H170V113H172ZM176 111H178V110H176ZM180 111V110H179ZM185 111V110H184ZM190 111H191V108H190ZM189 111V112H190ZM194 111H193V114H194ZM201 111H199L200 113H201ZM212 111V110H211ZM229 109H228V107H227V105L225 106H223V108H222V110H220V113L222 112L223 113V115H228V117L227 118H225V120L226 119H228L229 118V115H234V114H232L233 112H231ZM251 111V110H250ZM262 111H264V109H262ZM41 112V111H40ZM145 112H144V114H145ZM153 112V113H154ZM159 112V111H158ZM157 112V113H158ZM168 112H166V113H168ZM249 112V111H248ZM247 112V113H248ZM66 113V112H65ZM69 113H72V112H69ZM110 113V112H109ZM173 113H175V112H173ZM173 113H172V115H173ZM179 113V112H178ZM178 113H176L177 115H178ZM181 113V112H180ZM179 113V114H180ZM187 113V112H186ZM197 113V112H196ZM204 113H206V112H204ZM210 113V112H209ZM229 113H231V114H229ZM235 113V112H234ZM257 113V112H256ZM73 114V113H72ZM75 114V113H74ZM112 114V113H111ZM165 114V113H164ZM175 114V115H176ZM203 114V113H202ZM206 114H208V113H206ZM212 114V113H211ZM260 114V113H259ZM166 115V114H165ZM182 115H183V113H182ZM204 115L205 114H203V116L202 115H200V116H202V117H204ZM73 116V115H72ZM71 116V117H72ZM99 116V115H98ZM101 116V115H100ZM100 116H99V118H100ZM174 116V115H173ZM193 115H191V117H192ZM196 116V115H195ZM206 116V115H205ZM208 116V115H207ZM213 116V115H212ZM219 116V115H218ZM221 116V115H220ZM236 116H237V112H236ZM251 116V115H250ZM260 116H262V114L260 115ZM260 116L258 117L259 119H261L260 118ZM52 117V116H51ZM70 117V116H69ZM70 117V118H71ZM76 117V116H75ZM183 117H185V116H183ZM188 117V116H187ZM197 117H199V115L198 116H196L194 119H196ZM201 117V118H202ZM224 117V116H223ZM222 117V118H223ZM232 117V116H231ZM234 117H235V115H234ZM238 117H239V115H238ZM256 117V116H255ZM58 118V117H57ZM99 118L97 117V119L99 120ZM102 118V117H101ZM153 118V117H152ZM151 118V119H152ZM207 119H208V117H206ZM215 118V117H214ZM219 118V117H218ZM221 118V117H220ZM38 119V118H37ZM110 119V118H109ZM112 119V118H111ZM161 119H163V118H161ZM178 119H180V117H178ZM183 119V118H182ZM181 119V120H182ZM190 119V118H189ZM192 119H193V117H192ZM192 119H190V120H192ZM198 119V118H197ZM204 119H205V117H204ZM207 119L206 120H202L201 119V121H206V123H207ZM237 119V118H236ZM254 119V118H253ZM257 120V121H261V120ZM23 120V119H22ZM57 120V119H56ZM68 120V119H67ZM70 120H74V118H71ZM95 120V119H94ZM164 120V119H163ZM210 120V119H209ZM95 121H97V120H95ZM180 121V120H179ZM195 121V120H194ZM197 121V120H196ZM200 121V120H199ZM198 121V122H199ZM234 121V120H233ZM40 122V121H39ZM74 121H72V123H73ZM103 122V121H102ZM142 122V121H141ZM149 122H151V121H149ZM167 122V121H166ZM165 122V123H166ZM181 122H183V121H181ZM185 122H188L187 121V119L185 120ZM184 122V123H185ZM222 121H220V123H221ZM229 122H230V119H229ZM229 122H227L226 124H228ZM235 122V121H234ZM237 122V121H236ZM262 122V121H261ZM42 123V122H41ZM90 123V124H91ZM98 123H100V121H98ZM112 123V122H111ZM200 123V122H199ZM198 123V124H199ZM202 123V122H201ZM219 123V124H220ZM223 123V122H222ZM241 123V122H240ZM250 123V122H249ZM254 123V122H253ZM264 123V122H263ZM62 124V123H61ZM95 124H97V122L95 123ZM175 123H173V125H174ZM183 124V123H182ZM188 124V123H187ZM192 124H193V121H192ZM217 124V123H216ZM224 124H225V122H224ZM231 124V123H230ZM262 124V123H261ZM104 124H98L97 125V128H98V130L100 129V127L102 126V127H104L103 126ZM114 125V124H113ZM173 125H172V127H173ZM186 125V124H185ZM190 125V124H189ZM200 125V124H199ZM212 125V124H211ZM232 125V124H231ZM233 125H236L235 123H233ZM238 125V124H237ZM254 125V124H253ZM95 126V125H94ZM99 126V127H98ZM108 126V125H107ZM116 126V125H115ZM159 126V125H158ZM204 126V125H203ZM214 126V125H213ZM219 126V125H218ZM56 127V126H55ZM96 127V126H95ZM180 127V126H179ZM187 127V126H186ZM195 126H191L190 128H194ZM197 127V126H196ZM240 127V126H239ZM256 127V126H255ZM261 127V126H260ZM260 127H258L259 129L257 130V131H259L260 130ZM58 128V127H57ZM67 128V127H66ZM113 128V127H112ZM153 128V127H152ZM246 128V127H245ZM249 128V126L247 127V129ZM252 128V127H251ZM263 128V127H262ZM47 129V128H46ZM63 129V128H62ZM107 129H108V127H107ZM165 129H170V128H165ZM189 129V128H188ZM196 129H198V128H196ZM213 129H215V128H213ZM222 129H226V128H222ZM236 129V128H235ZM98 130H97V132H98ZM106 130V129H105ZM111 130V129H110ZM179 130V129H178ZM194 130V129H193ZM203 130V129H202ZM208 130V129H207ZM228 130V129H227ZM242 130H244V129H242ZM241 130V131H242ZM252 130V129H251ZM256 130V129H255ZM264 130V129H263ZM42 131V130H41ZM54 131V130H53ZM75 131H76V128H74V132L73 133H71L70 135H67V136H65V141H67V143L69 144V146L67 147L66 145V151L67 152H69V151H73V155L76 153V161L74 162V160H73V162H69L67 165H62V164H60V163H58V164H56L55 166H54V169L52 170V172L51 173H49V172H47V173H44V179H46V185H44V186H42V187H46V188H51V189H54L55 191H59L58 193H60V191H62V193L64 192V194H65V192L67 191V190H65V188L68 186H66L65 185V179L67 178V177H72L71 178V181H73L72 183L73 184H71V186L69 185V187H70V189L68 190V194H69V197L70 198H73V199H81V201H82V206H83V212L84 213H87V214H96V212L97 211H100V206H99V203H97V204H94V205H91L90 203H88L86 200H83V197H92V195L95 193V192H98L97 194L99 195V193H102L103 194V192H104V196H105V194L107 193V190H106V187L108 186V185H114L115 184V177H114V179H113V181H112V179H111V174L109 173L110 171H111V169H110V167L109 166H107L106 165V167H103V169H102V172H100V173H98V172H94V170H92L91 168L93 167L92 166V163H90L91 164V168L90 167H88V169H86L85 170V172H83V173H81L80 171L79 172H77L76 173V168H75V165L78 163V162H80V160H83L84 161V159H82V158H84V157H82V155L79 153V151L78 150H75L76 148H78L77 146H75L76 148L73 150V148H74V145H73V140H74V137L75 136H78V135H75ZM78 131H79V129H78ZM80 131H81V129H80ZM94 131H96V129H94ZM100 131V130H99ZM157 131H159V130H157ZM156 131V132H157ZM166 131V130H165ZM198 131H199V129H198ZM229 131H230V129H229ZM231 131H232V129H231ZM261 131V130H260ZM59 132V131H58ZM101 132V131H100ZM106 132V131H105ZM149 132V131H148ZM161 132V131H160ZM192 132V131H191ZM213 132V131H212ZM235 132V131H234ZM240 132V131H239ZM243 133H244V131H242ZM241 132V133H242ZM245 132H246V130H245ZM263 132V131H262ZM82 133H83V131H82ZM108 133V132H107ZM151 133V132H150ZM175 133V132H174ZM211 133V132H210ZM240 133V134H241ZM260 133V132H259ZM86 134H87V132H86ZM96 134V133H95ZM100 134V133H99ZM167 134H169V133H167ZM171 134V133H170ZM195 134V133H194ZM61 135H62V133H61ZM60 135V136H61ZM65 135V134H64ZM89 135V134H88ZM97 135V134H96ZM156 135V134H155ZM202 135V134H201ZM245 135V134H244ZM257 135V134H256ZM261 135V139H262V135L264 136V134H260ZM259 134H258V136H260ZM91 136V135H90ZM92 136H94V135H92ZM99 136H101V135H99ZM105 136H106V134H105ZM110 136V135H109ZM169 136V135H168ZM171 136V135H170ZM213 136V135H212ZM211 136V137H212ZM217 136V135H216ZM221 136V135H220ZM248 136V135H247ZM47 137V136H46ZM66 137H67V140H66ZM107 137V136H106ZM105 137V138H106ZM188 137V136H187ZM232 137V136H231ZM110 138V137H109ZM145 138V137H144ZM206 138V137H205ZM76 139V138H75ZM118 139V138H117ZM147 139V138H146ZM169 139V138H168ZM178 139V138H177ZM199 139H200V136H199ZM215 139V138H214ZM64 140V139H63ZM79 140V139H78ZM90 140V139H89ZM98 140H100V139H98ZM114 140H116V138L115 137H111L109 140H108V142H109V144L111 145V143L114 141ZM247 140V139H246ZM255 140V139H254ZM139 141V140H138ZM142 141V140H141ZM175 141V140H174ZM183 141H184V138H183ZM259 141H260V138H259ZM57 142V141H56ZM89 142V141H88ZM103 142V141H102ZM106 142V141H105ZM105 142H103V143H105ZM107 142V143H108ZM148 142V141H147ZM205 142V141H204ZM248 142V141H247ZM252 142V141H251ZM66 143V142H65ZM80 143V142H79ZM102 143V144H103ZM114 143V142H113ZM112 143V144H113ZM162 143V142H161ZM202 143V142H201ZM228 143V142H227ZM244 143V142H243ZM254 143V142H253ZM257 143V142H256ZM260 143V142H259ZM258 143V144H259ZM108 144V145H109ZM172 144V143H171ZM175 144V143H174ZM180 144V143H179ZM217 144V143H216ZM229 144V143H228ZM263 144V143H262ZM261 144V146L262 147H264L263 145ZM73 146V148H72V146ZM150 145V144H149ZM100 146V145H99ZM200 146V145H199ZM234 146V145H233ZM260 146V145H259ZM260 146V147H261ZM1 147V146H0ZM8 147V146H7ZM109 147V149H110V146H108ZM148 147V146H147ZM147 147H145V148H147ZM154 147V146H153ZM171 147H173V146H171ZM179 147V146H178ZM187 147V146H186ZM185 146H184V148H186ZM198 147V146H197ZM220 147H221V145H220ZM64 148V147H63ZM79 148H81V147H79ZM106 148V147H105ZM104 148V149H105ZM168 148H170V147H168ZM182 148V147H181ZM190 148V147H189ZM200 148V147H199ZM217 148V147H216ZM154 149H156V148H154ZM192 149V148H191ZM222 149V148H221ZM237 149V148H236ZM149 150H152V148H150L149 147V149H148V152H149ZM157 150V149H156ZM159 150V149H158ZM165 150V149H164ZM179 150V149H178ZM188 149H185V153L186 152H188L187 151ZM193 150V149H192ZM215 150V149H214ZM243 150V149H242ZM261 150V149H260ZM2 151V150H1ZM0 151V152H1ZM43 151V150H42ZM74 151H76V152H74ZM78 151V152H77ZM104 151V150H103ZM167 151V150H166ZM169 151V150H168ZM182 151V150H181ZM201 151V150H200ZM258 151V150H257ZM264 151V150H263ZM262 151V152H263ZM152 152V151H151ZM150 152V153H151ZM156 152V151H155ZM158 152V151H157ZM222 152V151H221ZM100 153V152H99ZM105 153V152H104ZM169 153V152H168ZM200 153V152H199ZM198 153V154H199ZM242 153H244V152H242ZM264 153V152H263ZM80 154V155H79ZM98 154V153H97ZM147 154V153H146ZM149 154V153H148ZM154 154V153H153ZM160 154V153H159ZM204 154V153H203ZM203 154H202V156H203ZM234 154V153H233ZM55 155V154H54ZM53 155V156H54ZM155 155H157V154H155ZM172 155H174V154H171V156L170 157H168V158H164V159H162V158H159L158 160H159V163L162 165V167L163 168H165V169H167V170H170V171H173V172H177V173H180L182 170V166H184V165H182L181 166V164L178 162L179 160L178 159H176V157H177V155H176V157L175 156H172ZM211 155V154H210ZM242 155V154H241ZM86 156V155H85ZM95 156V155H94ZM101 156H105V155H103V154H101ZM151 156V155H150ZM158 156V155H157ZM161 156V155H160ZM168 156V155H167ZM246 156V155H245ZM96 157V156H95ZM195 157H197V156H195ZM199 157V156H198ZM54 158H56V157H54ZM178 158V157H177ZM206 158V157H205ZM204 158V159H205ZM210 158V157H209ZM15 159V158H14ZM96 159V158H95ZM157 159V158H156ZM180 159V158H179ZM188 159V158H187ZM192 159V158H191ZM189 160L188 159V161H192V160ZM200 159H202V157L200 158ZM231 159V158H230ZM249 159V158H248ZM103 160V159H102ZM194 160V159H193ZM198 160V159H197ZM14 161V160H13ZM93 161V160H92ZM95 161V160H94ZM157 161V160H156ZM186 161V160H185ZM187 161V162H188ZM195 161H196V159H195ZM257 161V160H256ZM255 161V162H256ZM41 162V161H40ZM82 162V161H81ZM98 162V161H97ZM181 162V161H180ZM187 162H185L186 163V166H187ZM198 162H200V160H198ZM210 162H212L211 160H210ZM219 162V161H218ZM227 162V161H226ZM234 162V161H233ZM12 163H14V162H12ZM192 163V162H191ZM204 163V162H203ZM213 163V162H212ZM33 164V163H32ZM55 164V163H54ZM97 164V163H96ZM194 164H195V162H194ZM199 164V163H198ZM10 165V164H9ZM14 165H15V163H14ZM35 165V164H34ZM101 165V164H100ZM103 165V164H102ZM190 165V164H189ZM204 165V164H203ZM236 165H237V163H236ZM16 166V165H15ZM81 166V165H80ZM160 166V165H159ZM195 166V165H194ZM193 166V167H194ZM200 166V165H199ZM240 166V165H239ZM261 166V165H260ZM203 167V166H202ZM262 167H264V166H262ZM81 168V167H80ZM82 168H83V166H82ZM81 168V169H82ZM189 168V167H188ZM260 168V167H259ZM17 169V168H16ZM79 169V168H78ZM85 169V168H84ZM187 169V168H186ZM190 169V168H189ZM200 169V168H199ZM229 169V168H228ZM233 169V168H232ZM195 170V169H194ZM202 170V169H201ZM207 170V169H206ZM257 170V169H256ZM263 170V169H262ZM37 171H39V168L37 169V167H33L32 169H31V171L30 172H28V173H26V174H21V176H20V171H18V176H15L14 177V179H15V181L16 180H18V181H20L21 183H22V193H21V197H22V200H21V202L19 201V206L18 207H12L11 205H10V203H11V198H15L16 197V195H17V192H16V188H17V183H13L14 181H13V179H9L8 180V177H5L4 176V174H2V172H0V185L1 186H3V187H5L6 189H0V264H48L49 262L48 261H46V259H48L49 257L51 258H54V259H58V258H61V257H63L64 258V260H65V264H98L99 263V257H97L96 255H95V253L90 249V247L87 245V243L81 238V237H76L75 235H73V236H71V242L77 247V249L75 250V251H71V250H69L65 245H64V243L62 242V240H60L59 238H56V239H53V240H50V242H47L46 240L43 242L44 244H45V247H46V250H45V253H44V255L43 256H41V257H38L37 258V260L36 261H32L33 259V251H34V249H33V246H35V245H31V243L28 241V233H30L31 234V232L30 231H32L33 229L32 228H35V227H46L45 225V223H46V220H47V218H49V216H50V214H51V212H52V208L50 207H46V206H44L42 203H37L36 204V202H35V198L33 199V197H34V194L37 192V189L34 187V186H32V182H34L35 180H36V174H37ZM185 171V170H184ZM211 171V170H210ZM241 171V170H240ZM264 171V170H263ZM16 172V171H15ZM183 172V171H182ZM215 172V171H214ZM111 173H115V172H111ZM189 173V172H188ZM197 173V172H196ZM11 174H13V173H11ZM16 174V173H15ZM85 174V175H84ZM185 174V173H184ZM171 175V174H170ZM178 174H176V176H177ZM183 175V174H182ZM208 175V174H207ZM20 176V177H19ZM195 176V175H194ZM256 176V175H255ZM258 176V175H257ZM19 178V179H16V178ZM123 178H126V179H128V177L129 176H127V177H125V176H122ZM184 177H186V176H184ZM184 177H182L183 178V180L185 179ZM249 177V176H248ZM251 177V176H250ZM134 178H135V176H134ZM188 179L187 180H189V179H191L192 180V178H190V176L189 177H187ZM243 178V177H242ZM264 178V177H263ZM73 179V180H72ZM136 184L137 185H139L141 182H143L144 181V178H142V177H136ZM209 180V179H208ZM257 180V179H256ZM12 182V183H10V182ZM186 181V180H185ZM185 181H184V183H185ZM210 181V180H209ZM164 182V181H163ZM188 182V181H187ZM10 183V184H9ZM41 183V182H40ZM78 183V185H79V189L80 190H78V191H73V185L74 184H77ZM193 183V182H192ZM262 183V182H261ZM183 184V183H182ZM209 184V183H208ZM250 184V183H249ZM21 185V184H20ZM65 185V186H64ZM180 185V184H179ZM187 185V184H186ZM260 186V185H259ZM29 187H31L32 188V193H30V191H29ZM41 187V188H42ZM68 187V188H69ZM72 187V188H71ZM132 187V186H131ZM76 188V187H75ZM84 188V189H83ZM170 188V187H169ZM197 188V187H196ZM165 189V188H164ZM188 189V188H187ZM46 189L45 188H43L42 189V193L40 194L41 196L44 194V192L43 191H45ZM102 191V192H99V191ZM129 190H130V188H129ZM18 191V190H17ZM126 191V190H125ZM190 191V190H189ZM181 192V191H180ZM47 193V192H46ZM191 193V192H190ZM264 193V192H263ZM121 195H123V193L121 194ZM56 196V195H55ZM196 195H194V192H192L191 193V198H192V200H191V205H192V211H195V209H196V207H195V204H196V197H195ZM37 197V196H36ZM101 197V196H100ZM38 198V197H37ZM260 198V197H259ZM46 199V198H45ZM184 199V198H183ZM257 199V198H256ZM254 200V199H253ZM80 201V200H79ZM89 201V200H88ZM50 203V202H49ZM62 204V203H61ZM66 204V203H65ZM78 204V203H77ZM54 205V204H53ZM79 205V204H78ZM197 205V204H196ZM81 206V205H80ZM186 206V205H185ZM129 207V206H128ZM144 208V207H143ZM143 208H141V210H143ZM184 208V207H183ZM59 209H60V211H62L63 210V214H62V216L64 217L65 215H67L68 217L69 216H71L72 214L71 213H73V211H72V208L69 210L67 207H65V205H61L58 209H57V211L59 212ZM67 209V210H66ZM80 209V208H79ZM103 209H105V208H103ZM175 209V208H174ZM80 211V210H79ZM254 211V210H253ZM81 212V211H80ZM130 212V211H129ZM166 212V211H165ZM188 212V211H187ZM198 212V211H197ZM167 213V212H166ZM183 213V212H182ZM200 213V212H199ZM258 213V212H257ZM78 214H79V212H78ZM148 214V213H147ZM192 215H193V213H191ZM203 214V213H202ZM8 215H13V220L12 221H9L8 220ZM80 215V214H79ZM84 215V214H83ZM262 215H263V213H262ZM137 216V215H136ZM135 216V217H136ZM151 216V215H150ZM149 216V218H150V220H148V222H143V221H140V219H139V221H140V225L142 226V224H143V226H145L146 228L148 227V225H149V223H150V221H151V218L152 217H150ZM168 216H169V214H168ZM181 216V215H180ZM264 216V215H263ZM12 217V216H11ZM52 217V216H51ZM79 217V216H78ZM131 217V216H130ZM138 217H140V216H138ZM187 217V216H186ZM196 217V216H195ZM208 217V216H207ZM207 217L206 218H204L203 220H200L199 218H196L195 220H194V223H203V222H206L208 219H207ZM249 217V216H248ZM80 218V217H79ZM128 218V217H127ZM173 218V217H172ZM72 219V218H71ZM132 219V218H131ZM136 219H137V217H136ZM178 219V218H177ZM238 219V218H237ZM241 219V218H240ZM245 219V218H244ZM248 219V218H247ZM80 220V219H79ZM133 220H134V218H133ZM193 220V219H192ZM211 220V219H210ZM246 220V219H245ZM57 221V220H56ZM81 221V220H80ZM224 221V220H223ZM227 221V220H226ZM243 221V220H242ZM253 221V220H252ZM52 222V221H51ZM228 222V221H227ZM84 223V218L82 217V221L79 223V225L80 224H83ZM206 224V223H205ZM204 224V225H205ZM239 224H241V223H239ZM252 224V223H251ZM258 224V223H257ZM78 225V224H77ZM197 225V224H196ZM195 225V226H196ZM264 225V224H263ZM139 226V225H138ZM199 226V225H198ZM225 226V225H224ZM251 226V225H250ZM257 226V225H256ZM258 226H260V224L258 225ZM262 226V225H261ZM244 227V226H243ZM242 227V228H243ZM254 227V226H253ZM73 228H76L74 225H73V223H72V221H67L66 223H65V225H64V230H63V232H69V231H73L74 229ZM185 228V227H184ZM190 228H191V226H190ZM199 228V227H198ZM249 228V227H248ZM260 228V227H259ZM264 229V227H261V229ZM40 229V228H39ZM51 229V228H50ZM49 229V230H50ZM81 229V228H80ZM189 229V228H188ZM214 229V228H213ZM255 229V228H254ZM260 229V230H261ZM54 230V229H53ZM82 230V229H81ZM241 230H243V229H241ZM256 230V229H255ZM254 230V231H255ZM259 230V231H260ZM159 231L160 232H162V228H159ZM178 231V230H177ZM215 231V230H214ZM213 231V232H214ZM34 232V231H33ZM36 232V231H35ZM38 232V231H37ZM36 232V233H37ZM51 232H53V231H51ZM60 232V231H59ZM188 232V231H187ZM204 232V231H203ZM246 232V231H245ZM253 232V231H252ZM262 232V231H261ZM36 233L35 234H33V235H36ZM43 233V232H42ZM45 233V232H44ZM49 233V232H48ZM176 233V232H175ZM211 233V232H210ZM216 233V232H215ZM254 233V232H253ZM263 233V232H262ZM261 233V234H262ZM37 234H39V233H37ZM52 234V233H51ZM55 234V233H54ZM173 234V233H172ZM257 234V233H256ZM255 234V235H256ZM49 235H50V233H49ZM53 235V234H52ZM52 235H50V237H52ZM227 235V234H226ZM264 235V234H263ZM46 236V235H45ZM57 236V235H56ZM59 236V235H58ZM199 236H201V231L200 230H198L197 228H194V226H193V228L192 229H189V232L188 233H186V235H184L183 236V238H184V243H185V245H186V248H187V251H188V255H186V256H184V255H180V256H176L175 257V259L176 260H179L180 261V263H184V261H185V259L187 258L188 260H189V262L190 263H192V264H205L206 262H204V256H203V250H202V248L201 247H199V244H198V238H199ZM203 236V235H202ZM238 236V235H237ZM244 236V235H243ZM254 236V235H253ZM36 237H37V235H36ZM35 237V238H36ZM44 237V236H43ZM55 237V236H54ZM249 237V236H248ZM257 237V236H256ZM262 237V236H261ZM32 238V237H31ZM48 238V237H47ZM144 238L145 239H147V234H145L144 235ZM228 238V237H227ZM239 238V237H238ZM243 238V237H242ZM30 239V238H29ZM33 239H34V236H33ZM37 239V238H36ZM44 239H46V238H44ZM209 239V238H208ZM221 239V238H220ZM240 239V238H239ZM253 239H255V238H253ZM256 240V239H255ZM37 241H40V240H37ZM162 241V236L160 237V241H153V242H149V243H147L146 244V248L147 249H152L153 250V260H149V258H147L146 257V259L145 260H143L140 264H158V261H161V256L155 251V248H156V246H158L159 244H160V242ZM245 241V240H244ZM251 241H254V240H252L251 239ZM232 242V241H231ZM255 242V241H254ZM33 243V242H32ZM70 243V242H69ZM242 243V242H241ZM258 243V242H257ZM263 243V242H262ZM35 244V243H34ZM40 244H41V242H40ZM232 244V243H231ZM243 244V243H242ZM248 245V244H247ZM258 245H260V243L258 244ZM257 245V246H258ZM254 246H255V243H254ZM261 246V245H260ZM228 247V246H227ZM226 247V248H227ZM239 247V246H238ZM242 247V246H241ZM245 247V246H244ZM252 248H253V246H251ZM42 248V247H41ZM182 248V247H181ZM252 248L250 249V247H249V252L248 253H250V251L252 250ZM255 248H258V247H255ZM255 248H253V251H254V249ZM38 249H39V247H38ZM112 249V248H111ZM180 249V248H179ZM183 249V248H182ZM241 249V248H240ZM243 249H245V248H243ZM242 249V250H243ZM260 249V248H259ZM37 250V249H36ZM176 250V249H175ZM205 250V249H204ZM221 250V249H220ZM219 250V251H220ZM228 250V249H227ZM237 250V249H236ZM239 250V249H238ZM257 250V249H256ZM255 250V254H256V256L255 257H253L252 255H254V253L253 254H247L246 255V257H245V259H243V257L245 256V254H244V256L242 257V259L240 260V261H242V263L241 262H239V264L241 263V264H264V252H263V254H260L259 256H257V251H259V250H257L256 251ZM42 251V250H41ZM104 251V248H102V252ZM229 251V250H228ZM227 251V252H228ZM235 251V250H234ZM240 251V250H239ZM238 251V252H239ZM248 251V250H247ZM224 252V251H223ZM226 252V251H225ZM236 252V251H235ZM237 252V253H238ZM243 252V251H242ZM245 252V251H244ZM262 252V251H261ZM16 253H17V255H16ZM43 253V252H42ZM185 253V252H184ZM232 252H230V254H231ZM104 254H105V252H104ZM103 254V255H104ZM210 254V253H209ZM224 254V253H223ZM222 254V255H223ZM225 254H227V253H225ZM229 254V253H228ZM235 254V253H234ZM234 254H232V256L234 255ZM239 254H242V253H239ZM239 254H237V255H239ZM259 254V253H258ZM111 255V254H110ZM211 255H213V254H211ZM215 255V254H214ZM236 255V256H237ZM243 255V254H242ZM251 255V256H250ZM40 256V255H39ZM221 256V255H220ZM219 256V257H220ZM225 256V255H224ZM227 256V255H226ZM231 256V255H230ZM235 256V255H234ZM36 257H37V255H36ZM214 257V256H213ZM237 257H239V256H237ZM208 259H209V257H208ZM210 259H211V257H210ZM228 259H229V257H228ZM53 260V259H52ZM51 260V261H52ZM220 260H222V259H220ZM227 260V259H226ZM230 260V259H229ZM232 260L234 261V259H233V257H232ZM174 261V260H173ZM215 261H216V259H215ZM236 261V260H235ZM234 261V262H235ZM54 262V261H53ZM176 262V261H175ZM213 262H214V260H213ZM225 262V261H224ZM208 263V262H207ZM212 263V262H211ZM216 263V262H215ZM227 263V262H226ZM51 264H53V263H51ZM61 264V263H60ZM101 264H109V263H107L106 261H104V260H102V262H101ZM189 264V263H188ZM212 264H214V263H212ZM233 264V263H232ZM237 264H238V262H237Z\"/></svg>", "mask_w": 264, "mask_h": 264}]
</instances>
